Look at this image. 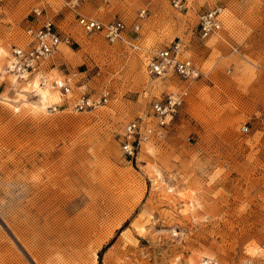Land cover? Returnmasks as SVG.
Returning a JSON list of instances; mask_svg holds the SVG:
<instances>
[{
  "label": "rangeland",
  "instance_id": "obj_1",
  "mask_svg": "<svg viewBox=\"0 0 264 264\" xmlns=\"http://www.w3.org/2000/svg\"><path fill=\"white\" fill-rule=\"evenodd\" d=\"M48 1L59 23L62 1ZM184 1L116 0L128 29L114 43L72 14L62 47L83 76L69 102L52 89L41 105L0 96V264H264V0ZM218 5L222 26L202 40L199 15ZM174 40L202 75L166 134L127 156V123L179 87L147 71L151 51ZM24 42L0 31V70ZM103 87L107 102L72 110Z\"/></svg>",
  "mask_w": 264,
  "mask_h": 264
},
{
  "label": "built area",
  "instance_id": "obj_2",
  "mask_svg": "<svg viewBox=\"0 0 264 264\" xmlns=\"http://www.w3.org/2000/svg\"><path fill=\"white\" fill-rule=\"evenodd\" d=\"M77 16V24L87 32H99L105 39L114 43L122 40L128 29V25L121 19H112L103 22L97 18L80 14L78 7L80 0H61ZM4 0H0V3ZM172 6L177 10L185 7L184 0H170ZM34 22L25 29V42L21 45H13L10 58L6 64V71L16 79L29 81L36 79L41 86L57 88L63 95L73 90L76 83L72 74H61L57 77L49 76V72L55 69L53 56L60 45H68L72 41L71 35L60 30L50 14L48 0H38L31 9ZM147 18L146 9L137 13V19L132 28L138 31L141 22ZM223 23V7L221 5L211 7L200 13L198 18V35L200 39H206L218 31ZM185 43L174 40L160 48L154 49L148 56L147 71L155 79L175 78L180 82L175 91H168L162 97L151 102L150 114L145 118L131 120L127 123L122 140V150L127 156L133 157L139 142L149 138H162L179 110L185 105L189 93L190 83L202 75L200 67L187 54ZM110 92L103 87L97 94L81 92L71 102L74 111H84L108 101ZM58 105L54 104L52 109ZM60 106V105H59ZM247 131L246 126H242ZM264 247V246H262ZM245 264H255L250 258Z\"/></svg>",
  "mask_w": 264,
  "mask_h": 264
},
{
  "label": "crops",
  "instance_id": "obj_3",
  "mask_svg": "<svg viewBox=\"0 0 264 264\" xmlns=\"http://www.w3.org/2000/svg\"><path fill=\"white\" fill-rule=\"evenodd\" d=\"M37 3L38 0H4V2L0 3V31L4 32L5 35H8L9 33L14 32L16 30H22L25 41V29L27 26L34 22L31 9L33 5ZM116 4V0H80L78 11L80 14L87 15L89 17H94L103 22H106L107 20L110 21L113 19V17H115V14L117 13L115 8ZM62 7L63 8L61 13L63 14V17L60 21H58L59 23H55L59 26L61 31L71 35L73 41L74 37L72 35V32L71 30H68L70 25L68 24V27L61 28L60 22L62 23L66 22L67 20H71L70 16L74 13L71 12L67 7H64L63 3ZM52 10L53 8L50 5L51 15ZM62 45H60L59 49L55 52L53 56V63L55 64V69L49 72V76L57 77L60 76L62 73L72 74L74 76V79L76 80V83L73 85V88H79L81 86L78 85V81L83 76V72L76 69H70V67L72 66H70L69 58L64 52V47H62ZM9 58L7 60H9ZM36 83H38L36 79L22 81L16 79L15 77H13V75L7 73V71L0 70L1 97L15 99V97L23 95L35 100L36 102H38L39 105H41L42 102L45 104L48 103L50 99L42 101V99L40 98ZM42 87L50 88V90L52 89L58 95V101L62 102V104L69 102L67 98L68 94L63 95L60 90L54 87L45 85ZM56 103L58 104V102ZM58 105H61V103Z\"/></svg>",
  "mask_w": 264,
  "mask_h": 264
},
{
  "label": "bare ground",
  "instance_id": "obj_4",
  "mask_svg": "<svg viewBox=\"0 0 264 264\" xmlns=\"http://www.w3.org/2000/svg\"><path fill=\"white\" fill-rule=\"evenodd\" d=\"M36 86L38 87L37 90H38L39 96H40V98L42 99V101L52 99L51 97H52V95H54V94H52L50 88L42 87L41 85L39 86L37 83H36ZM37 87H36V88H37ZM53 92H54V91H53ZM53 97H54V96H53ZM49 103H50V100H49ZM143 149H144L146 152L149 151V149H148V147H147L146 144L143 145Z\"/></svg>",
  "mask_w": 264,
  "mask_h": 264
}]
</instances>
